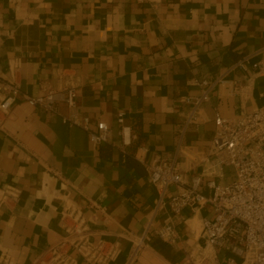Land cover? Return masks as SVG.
<instances>
[{
	"label": "crops",
	"instance_id": "obj_1",
	"mask_svg": "<svg viewBox=\"0 0 264 264\" xmlns=\"http://www.w3.org/2000/svg\"><path fill=\"white\" fill-rule=\"evenodd\" d=\"M244 55L264 59V0H0V84L37 95L42 85L72 83L91 127L106 124L113 139L95 145L82 128L18 99L0 128V188L17 193L0 204V264H29L58 241L64 210L79 211L96 239L118 240L111 264H124L127 237L171 216L167 206L156 210L143 162L175 155L188 111L180 98L201 93L191 80L225 78L183 135L177 164L186 181L202 170L216 113L235 117L264 103V72L229 69ZM232 81L246 92L234 94ZM119 112L136 134L127 155L117 146ZM231 178L226 170L216 181ZM210 213L209 205L184 211L177 243L165 252L153 237L131 264H184Z\"/></svg>",
	"mask_w": 264,
	"mask_h": 264
},
{
	"label": "built area",
	"instance_id": "obj_2",
	"mask_svg": "<svg viewBox=\"0 0 264 264\" xmlns=\"http://www.w3.org/2000/svg\"><path fill=\"white\" fill-rule=\"evenodd\" d=\"M229 69L251 70L253 74L264 72V59L252 61L250 56L244 55ZM223 81V74L213 81L191 80L200 87L201 93L180 98L188 111L182 120L175 155L170 158L157 156L150 162H143L158 192L156 210L167 206L171 216L157 229L153 230L148 224L140 236L127 237L131 245L124 264L133 263L153 237L176 244L175 221L183 218L184 211L194 212L205 205L210 206L211 213L201 218L199 241L193 250L185 251L184 264H264V103L235 117L216 113L214 133L207 155L201 160L203 166L199 174L186 181L177 164V153L184 148L185 131L202 121L203 103L209 100L212 89ZM230 85L234 94H244L248 87L237 81ZM76 96V86L72 83L56 87L42 85L37 95H29L21 92L16 83L4 81L0 84V128L20 98L58 115L67 126L82 128L95 145L113 143L106 124L99 122L95 128L91 127L87 115L78 109ZM61 105L66 107L65 113ZM116 119L120 137L117 146L122 155H127L136 134L132 125L124 122L123 112L117 113ZM227 168L232 170L231 180L227 183L216 181ZM171 185L176 191L166 197ZM16 195L11 187L0 188V204L14 200ZM61 219L66 233L42 249L29 264H111L116 261L121 251L118 240L96 239L79 211L64 210Z\"/></svg>",
	"mask_w": 264,
	"mask_h": 264
},
{
	"label": "trees",
	"instance_id": "obj_3",
	"mask_svg": "<svg viewBox=\"0 0 264 264\" xmlns=\"http://www.w3.org/2000/svg\"><path fill=\"white\" fill-rule=\"evenodd\" d=\"M155 242H156L155 243L156 248H158L161 251H164L165 250V252H168L167 250L170 249L169 247H166L167 245L165 244V242H163L160 239H157V241H155Z\"/></svg>",
	"mask_w": 264,
	"mask_h": 264
},
{
	"label": "rangeland",
	"instance_id": "obj_4",
	"mask_svg": "<svg viewBox=\"0 0 264 264\" xmlns=\"http://www.w3.org/2000/svg\"><path fill=\"white\" fill-rule=\"evenodd\" d=\"M226 170H227V172H228V171H230V172L232 171L231 168H227Z\"/></svg>",
	"mask_w": 264,
	"mask_h": 264
}]
</instances>
